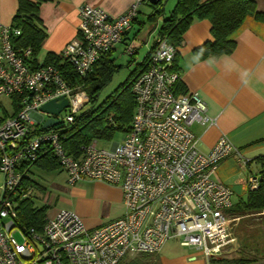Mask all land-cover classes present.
Wrapping results in <instances>:
<instances>
[{
	"label": "built area",
	"instance_id": "1",
	"mask_svg": "<svg viewBox=\"0 0 264 264\" xmlns=\"http://www.w3.org/2000/svg\"><path fill=\"white\" fill-rule=\"evenodd\" d=\"M141 2L134 0L116 17L82 5L77 35L62 49V60L84 78L123 41ZM19 34L18 27L0 24V264H118L126 256L157 254L173 238L208 259L229 251L239 218L230 214L232 190L214 174L236 148L225 135L208 152L199 148L190 126L213 124L214 119L197 93L175 92L179 75L171 66L176 48L166 37L156 36L143 68L131 80L134 110L122 140L109 149H98L92 140L69 153L62 131L88 96L81 86L70 85L57 66L33 61L29 47L17 48ZM125 53L132 55L133 48L127 46ZM61 96L68 106L58 115L40 110ZM3 98L13 114H5ZM47 117L59 124L42 129ZM48 150L69 184L93 180L118 186L123 215L93 228L70 210L46 217L41 229L20 223L17 206L26 196L25 177ZM257 185V178L249 181L250 189Z\"/></svg>",
	"mask_w": 264,
	"mask_h": 264
},
{
	"label": "crops",
	"instance_id": "2",
	"mask_svg": "<svg viewBox=\"0 0 264 264\" xmlns=\"http://www.w3.org/2000/svg\"><path fill=\"white\" fill-rule=\"evenodd\" d=\"M133 1H41L38 18L46 37L36 55V61L43 62L48 53L59 56L64 46L76 37L78 10L82 5L88 3L102 8L111 17H116L125 13ZM177 1L164 0L162 15L151 17L154 8L148 0H142L131 29L110 52L114 63L115 50L125 53L126 47L130 45L133 48V54L127 62L130 65L133 56L144 47L146 50L143 56L136 61L132 70V73L137 74L143 68V60L154 47L164 18L171 14ZM254 1L256 10L264 13V0ZM17 9L18 0H0V24H11ZM211 27V22L206 18L194 19L190 23L182 34V43L176 48L175 65L180 74V93H197L207 105V115L214 119L213 124L194 122L190 126L199 139V148L208 152L222 135L227 136L236 148L219 164L214 178L232 190L234 205L230 214L238 217L239 221L233 228L234 242L231 249L210 259L202 256L197 264H205L204 259L211 264L215 259L240 256L264 261V209L258 212L236 211L248 198L249 181L258 179L263 163L259 157H264V19L247 15L231 35L235 45L230 53L218 56L207 54L202 57L196 49L206 42L214 41ZM243 159L245 163L242 162ZM43 168L34 165L31 171ZM57 169L61 170L59 167ZM30 183L28 178L27 184ZM91 187L97 195L104 194L118 203L120 212L116 217L123 214L122 194L118 186L98 183ZM84 223L93 228L107 221L96 223L88 219Z\"/></svg>",
	"mask_w": 264,
	"mask_h": 264
},
{
	"label": "trees",
	"instance_id": "3",
	"mask_svg": "<svg viewBox=\"0 0 264 264\" xmlns=\"http://www.w3.org/2000/svg\"><path fill=\"white\" fill-rule=\"evenodd\" d=\"M41 1L43 0H18V9L11 23L20 29V34L14 40L16 47H29L32 51L33 61H36V55L39 53L42 42L46 37V33L38 18ZM163 1L161 0L154 5L151 4L155 10L151 17L162 15ZM247 15H254L257 19H264V13L256 10V2L254 0H178L171 14L164 18L158 34L164 35L168 42L177 48L182 43V34L190 23L194 19L206 18L212 24L211 32L214 41L206 42L203 46L198 47L196 51L202 57L207 54L218 56L230 53L233 50L235 44L231 35L242 24ZM110 52L102 55L94 64L91 72L84 78L80 77L66 61H63L60 55L48 53L44 58L43 63L57 66L70 85L81 86L88 96V103L93 105L92 109L83 112L84 106L75 115L73 123L62 131V143L69 153H77L80 146L87 145L92 140L110 136L111 128L107 127V122L115 120L109 114L111 111L122 124H129L131 121L134 99L130 91V84L136 75L134 73H131L125 84L120 87L121 89H118L115 94L107 97L100 106L96 107L99 92L118 68L113 58H110ZM176 56L177 52L175 59ZM175 59L171 70L180 75L175 65ZM145 60L142 62L143 66ZM179 81L180 76L175 84V92L183 94L179 91ZM15 109H17V106H15ZM259 159L263 163L259 172L258 185L256 188L249 190L246 202H243L236 209L237 212H258L264 209V157H259ZM35 165L42 166L45 170L58 167L55 157L49 150L38 158ZM25 179L28 180V177H25ZM17 208L18 221L20 223L41 229L46 218L43 210L33 208L28 199H21ZM137 255L141 256V258L138 257L126 261H123V258L118 264H158L155 260L151 263V254ZM219 260H224L229 264H245L255 262L256 258L240 256Z\"/></svg>",
	"mask_w": 264,
	"mask_h": 264
},
{
	"label": "rangeland",
	"instance_id": "4",
	"mask_svg": "<svg viewBox=\"0 0 264 264\" xmlns=\"http://www.w3.org/2000/svg\"><path fill=\"white\" fill-rule=\"evenodd\" d=\"M145 50L146 48L144 47L140 48L133 56V59H131L130 65L127 64L130 60V55L122 53L119 50L113 52L115 65L118 68L113 72L111 79L99 92L96 107L100 106L107 97L115 94L118 89H121L120 87L125 84V81L132 73L136 61L143 56ZM2 102L5 106L6 114H13L14 108L9 105V100L3 98ZM92 107V103H88L85 105L83 112L92 109ZM109 114L112 118H115L114 121L107 122V127L111 128V134L108 137L97 139L98 149H109L113 144L119 143L129 125L122 124L120 120H117L112 111ZM28 178L31 183L27 186L26 196L22 199H28L33 208L43 210L46 217L54 215L59 210L73 211L82 220L86 221L91 219L96 223L108 222L120 217H116L120 212V207L114 199L110 200L106 195H97L98 193L92 191V184L100 183L107 185L106 183L86 180L71 185L67 182L65 173L57 168L51 170L33 169L28 174ZM2 184L3 175L0 173V185ZM15 236L18 240H21V236L18 233ZM196 250L193 247L182 246L179 238L169 239L158 253V257H156L157 254H151V263L155 260L158 264H197L204 254L201 250ZM138 257L141 258L139 255L126 256L123 261ZM192 258L194 259L191 260ZM206 259H204L205 264H209ZM211 262V264H229L224 260L218 259ZM245 264H264V261L258 259L256 262Z\"/></svg>",
	"mask_w": 264,
	"mask_h": 264
},
{
	"label": "water",
	"instance_id": "5",
	"mask_svg": "<svg viewBox=\"0 0 264 264\" xmlns=\"http://www.w3.org/2000/svg\"><path fill=\"white\" fill-rule=\"evenodd\" d=\"M161 0H148V2L152 5L159 3ZM68 106V100L61 96L48 102L44 103L40 110L46 114L58 115L64 108ZM59 124V121L53 117H47L43 124L41 125L42 129H47Z\"/></svg>",
	"mask_w": 264,
	"mask_h": 264
}]
</instances>
